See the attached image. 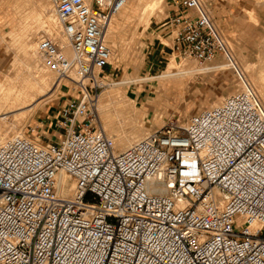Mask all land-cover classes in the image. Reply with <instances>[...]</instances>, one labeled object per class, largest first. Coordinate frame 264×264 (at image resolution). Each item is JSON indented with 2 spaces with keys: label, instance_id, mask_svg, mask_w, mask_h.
Instances as JSON below:
<instances>
[{
  "label": "built area",
  "instance_id": "built-area-1",
  "mask_svg": "<svg viewBox=\"0 0 264 264\" xmlns=\"http://www.w3.org/2000/svg\"><path fill=\"white\" fill-rule=\"evenodd\" d=\"M50 1L74 55L54 37L37 52L80 96L41 122L47 143L0 137V264H264V104L206 3L169 0L178 56L221 54L239 87L118 150L95 109L130 0Z\"/></svg>",
  "mask_w": 264,
  "mask_h": 264
},
{
  "label": "rangeland",
  "instance_id": "rangeland-1",
  "mask_svg": "<svg viewBox=\"0 0 264 264\" xmlns=\"http://www.w3.org/2000/svg\"><path fill=\"white\" fill-rule=\"evenodd\" d=\"M39 1L0 0L1 96L2 84L6 86L10 83V86L14 87L13 96L16 97L22 93L24 79H32L24 65V62H29L28 58H25V45L29 40L30 28L36 27L37 23L34 22L45 20L43 17L36 18L34 14L38 10ZM146 1L148 0H143V3ZM203 1L223 33L239 69L252 82L264 104V82H262L264 81V0ZM46 2L51 6L50 0ZM170 6L169 0H163L161 11L153 14L148 12L142 26L138 27L139 11L134 8L133 0H130L115 19L112 32L107 38L113 48L109 66V71L113 74L101 72L107 85L101 89L97 101L100 96L103 100H107L109 95H112L117 103L113 106L115 108L112 107L103 113L100 112L99 99V110L96 108L95 112L101 126L109 119L118 118L116 110L120 113V117L124 118L123 122L127 121L123 126L137 130L141 138L171 121L177 122L179 126H185L193 114L221 103L239 87L234 68L221 54L212 62L201 63L193 57H176L177 53L171 49L160 67L148 65L150 47L146 41L153 40L149 27H158V32L165 29L170 35L174 34L173 30L175 32L168 17ZM253 14L257 20H253ZM27 17L31 18L27 19ZM32 18L37 20L30 22ZM148 20H150L149 25ZM164 42L172 46L171 40ZM170 62L173 63L171 69L168 68ZM19 71H25L24 75ZM250 75L255 81L251 80ZM56 76L55 72H49L48 93L43 97L39 96L40 99L31 111L13 115L15 109L12 102L1 104L0 117H7L4 120L0 119V123L12 127L13 132H22L41 144L47 143L48 138H53L56 132L44 127L41 120L51 115V110L55 107L57 109L70 99L80 96L73 75H71L72 79L64 78L59 87H54ZM255 84L260 87L257 89L258 86ZM49 108L51 110L46 113ZM104 130L109 137H112V131L106 128ZM42 134H47V138Z\"/></svg>",
  "mask_w": 264,
  "mask_h": 264
},
{
  "label": "bare ground",
  "instance_id": "bare-ground-1",
  "mask_svg": "<svg viewBox=\"0 0 264 264\" xmlns=\"http://www.w3.org/2000/svg\"><path fill=\"white\" fill-rule=\"evenodd\" d=\"M35 2H36V0H35ZM162 2H163V0H148L145 3H143V0H133L134 8H136L139 11L138 27L142 26V24L146 18V14L148 12H152V14H153L156 11H161L160 9H161ZM38 4H39L38 10L34 12L35 17L36 18L43 17L45 20H44V22L43 21L42 22L35 21L36 18L35 19L32 18V20H30V22L31 21L33 22V20H34L35 21L34 24L35 23H37V24H36V27L30 28L31 31L29 33L27 31L28 36H29V38H28L29 40L27 41V43L25 41V43H26V45H25L26 46L25 58H28L29 62H27V63L24 62V65L27 68L26 69L27 73L31 76L32 79L31 80H29L27 78L24 79L25 81L22 84L23 85L22 93L19 95H16V97L13 96L14 87L12 88V86H10L11 85L10 83H8V85L6 84V86H4L3 84L1 86L2 96L0 95L1 96L0 97V105L4 104V103L12 102L14 104V109H15L13 115L17 114L18 112H20V113L25 112L26 113L28 111H31L36 106L37 100L40 99L39 96L41 95L40 97H43L48 93V86L50 84L49 83V72H50V70L45 65H43V66L41 65L42 60H41L39 53L37 52V45L40 41V38L43 39L46 37H54L55 39H58L60 41L62 46H64V50L69 57H72L74 55V52L72 50V47L70 45L69 40L62 34V30H61L60 25H59L55 15H54L52 7L48 6V2H46V0H40ZM49 5H51V4L49 3ZM118 14L115 15L114 18L112 19V22H111L109 29H108V32H107V38H109V36L112 32L113 24H114L115 19L118 16ZM30 18L27 17V19H30ZM252 18H253V20H255L253 15H252ZM40 20H42V19H40ZM27 21H24V22H27ZM149 21L150 20H148L147 24L149 23ZM34 24H30V25H34ZM229 65H231V64H229ZM248 65H249V63H248ZM253 65H254V63H253ZM172 66H173V63L170 62V65L168 68L171 69ZM255 66H256V64H255ZM246 70H248V69L246 68ZM19 73L21 75H24L25 71H19ZM250 77H251V80L253 79V81H255V79L253 78L252 75H250ZM261 77H263V76H261ZM260 79H262V78H260ZM61 81H62V79L61 80L57 79L56 83L54 84V87H59L61 84ZM257 82L258 81H256V83ZM262 82H264V81L262 80ZM256 86H258V85H256ZM259 87L260 86H258L257 89ZM260 90H261V88H260ZM102 95H103V93H102ZM262 95H263V93H262ZM108 98L109 99H107V100H103V97H101V96L99 97V99H100V112L104 113V112L110 110V108L115 106V103H117L116 100H114V97L112 95H109ZM99 99L97 101L98 110H99ZM117 107L119 108L120 106H117ZM113 108H115V107H113ZM125 110H126V108H125ZM120 112H121V110H120ZM116 113L118 114L117 117L119 119L117 117H116L117 118L116 120L109 119L103 124V126L105 125V127H103V126L102 127L112 131L113 135L110 138H112L114 140V142L116 143L117 149L122 150L125 147H127L129 144H131L132 142L140 139L141 136H140V132H137V130H134L133 128H130L127 126L126 127L123 126V124H125L127 121L126 122L124 121L125 123L123 122L124 118L120 117V113L118 112V110H116ZM110 116H107V117L110 118ZM131 116H132V114H131ZM6 117L7 116H3V117H0V119L4 120V118H6ZM5 121H6V119H5ZM5 123H7V122H5ZM15 127H16V125H15ZM12 129H13L12 127L5 125L4 123L1 122L0 123V137L8 138V137H13V136H17V135L26 136L22 132H17V131L13 132ZM19 130H20V128H19ZM106 131H108V130H106ZM64 180H65V178H64ZM155 190L158 192H164L165 188L160 187V188H157Z\"/></svg>",
  "mask_w": 264,
  "mask_h": 264
},
{
  "label": "crops",
  "instance_id": "crops-1",
  "mask_svg": "<svg viewBox=\"0 0 264 264\" xmlns=\"http://www.w3.org/2000/svg\"><path fill=\"white\" fill-rule=\"evenodd\" d=\"M253 16H254V14H253ZM254 19L257 20L255 16H254ZM149 30H150L151 35L153 36V40H151L152 42L150 40L146 41L149 43L148 47H150V50L148 51V53H149L148 65H150L151 67L154 66L155 68L160 67L162 62H164L165 58H167L166 57L167 52H169L171 49L173 50V52L177 53L176 57H178L179 54L175 48V32H174V30H173L174 34H171V35L168 34L167 30H165V29H162L158 32V30H159L158 27L154 28L153 26H150ZM164 40H171L172 46L169 44H166L164 42ZM109 66H110V64L107 65L106 67H104L101 72L105 71V72H111L110 74H113L112 71H109V69H110ZM57 109H56V107L52 110L49 108L46 111V113H49V111L51 110L52 114H53ZM51 115L46 116V118L41 120V122H44V121L46 122L47 118H49ZM42 125H43V123H42ZM45 126L48 127L47 124H45L44 127Z\"/></svg>",
  "mask_w": 264,
  "mask_h": 264
}]
</instances>
